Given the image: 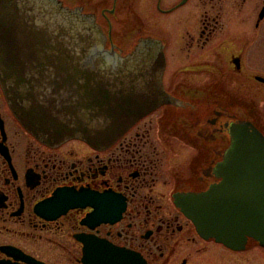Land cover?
<instances>
[{
	"label": "flooded vegetation",
	"instance_id": "obj_1",
	"mask_svg": "<svg viewBox=\"0 0 264 264\" xmlns=\"http://www.w3.org/2000/svg\"><path fill=\"white\" fill-rule=\"evenodd\" d=\"M36 1L46 9L48 0ZM57 1L87 8L105 47L127 52L116 27L128 0ZM182 1L165 7L164 0H138L142 11H181L167 27L173 36L162 75L164 91L179 103L160 105L109 146L37 139L14 116L0 83V264H264V243L246 237L241 247H228L201 235L177 205L181 196L224 184L215 169L232 124H251L264 135V112L254 98L255 86L264 87L255 76L264 73L246 72L244 51L264 16L252 28L228 26L219 23L227 0H200L201 24L194 27L190 0ZM227 7L235 14L243 6L232 0ZM208 53L245 82L233 89L227 76L214 73L219 67ZM229 90L247 93L249 101L224 104ZM232 186H240L239 178ZM247 186L255 188V179Z\"/></svg>",
	"mask_w": 264,
	"mask_h": 264
},
{
	"label": "water",
	"instance_id": "obj_2",
	"mask_svg": "<svg viewBox=\"0 0 264 264\" xmlns=\"http://www.w3.org/2000/svg\"><path fill=\"white\" fill-rule=\"evenodd\" d=\"M263 16L264 9L258 22ZM105 38L81 6L0 0V83L14 116L37 139L109 146L160 105L179 103L162 86L164 40L141 35L121 55ZM229 135L215 169L224 184L181 196L177 205L201 235L228 247L246 237L264 243V135L251 124H232ZM252 179L255 188L247 186Z\"/></svg>",
	"mask_w": 264,
	"mask_h": 264
},
{
	"label": "rangeland",
	"instance_id": "obj_3",
	"mask_svg": "<svg viewBox=\"0 0 264 264\" xmlns=\"http://www.w3.org/2000/svg\"><path fill=\"white\" fill-rule=\"evenodd\" d=\"M80 1V4H82ZM174 0H164L163 4L165 7H168ZM176 1V0H175ZM240 4L243 6L239 12L235 13V10H231L228 8V4L231 5L232 0H227L225 5V13L223 14L219 23L228 25V26H239V27H250L255 24L257 21L258 13L262 7L263 0H239ZM74 1L69 0L67 3L69 5H73ZM76 2V1H75ZM146 4V2H145ZM144 4V5H145ZM138 7V9H137ZM189 12H190V24L200 25L201 24V16H202V8L200 7V0H190L188 4ZM152 9V8H151ZM87 10V8H86ZM140 10V12H138ZM181 11L175 12L171 15H160L156 13V11L152 10H143L138 6V0H128L127 5L120 11L119 21L120 24L123 26H117L116 29H120L122 31V37L125 36V41H120L121 46L125 47V50H130L134 45L136 39L141 35H149V36H156L161 38L162 40L165 39L167 42L168 40L172 41L173 32L170 29L168 30L167 27L171 23H178V16L180 15ZM164 26V27H163ZM221 38H216L214 41L218 42ZM247 40L245 41H237L238 45L245 46ZM245 62L246 65V72H256V73H264V20L261 22V26L259 31L256 33L254 39L250 41L249 45L245 46ZM210 54V60L213 61L215 65L219 67L217 71L214 73L220 72L221 75L227 76L229 79L226 83L229 85H237L244 83V77H234L229 75L228 68H227V61L225 59L219 60L216 58V54ZM208 76H212L208 74ZM231 77L233 79H231ZM233 85V89L236 86ZM257 86V87H256ZM255 86V103L258 106L259 111L264 112V87L261 85ZM262 90V91H261ZM231 91V92H230ZM237 90H229L224 91L223 95V103L230 104L233 106L235 103L239 104H246L248 100L247 93L243 92L245 96H238ZM241 95V94H239ZM251 97V96H249ZM262 112V113H263Z\"/></svg>",
	"mask_w": 264,
	"mask_h": 264
}]
</instances>
